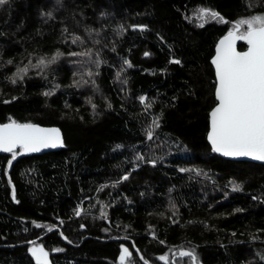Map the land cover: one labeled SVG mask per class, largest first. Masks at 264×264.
<instances>
[{
    "label": "trees",
    "instance_id": "obj_1",
    "mask_svg": "<svg viewBox=\"0 0 264 264\" xmlns=\"http://www.w3.org/2000/svg\"><path fill=\"white\" fill-rule=\"evenodd\" d=\"M203 8L223 20L200 22ZM262 12L264 0L0 5V123L58 125L65 139L10 173L12 154L0 153V264H37L29 249L40 245L50 264H121L122 246L127 264H144L135 246L147 264H194L185 251L198 264H264V165L222 158L207 141L215 46L229 21ZM89 47L100 63L78 67L93 69L87 78L69 53ZM57 50L55 63L31 66Z\"/></svg>",
    "mask_w": 264,
    "mask_h": 264
},
{
    "label": "snow or ice",
    "instance_id": "obj_2",
    "mask_svg": "<svg viewBox=\"0 0 264 264\" xmlns=\"http://www.w3.org/2000/svg\"><path fill=\"white\" fill-rule=\"evenodd\" d=\"M57 2L59 3L60 0ZM5 3L6 0H0V5ZM45 15L51 16V13H45ZM197 18L202 22L208 18L223 20L218 12L207 8L200 9ZM228 23L232 24V29L220 39L215 47V55L211 59V64L215 68L214 95L217 102L210 113L211 130L207 134V139L214 152L229 157H251L264 161V14ZM140 27L143 29L147 26ZM78 40L80 37H74L72 43L75 44ZM238 40L247 42L246 52L236 50ZM62 55L63 53L57 50L56 54L49 59L40 57L35 65H31V60H29V65L34 68L47 67L55 63ZM69 55L90 56L91 53L73 52ZM144 55L148 56L149 53L146 52ZM172 62L181 63L180 60ZM7 63L11 64L12 61L9 60ZM96 63L100 62L97 60ZM125 64L131 66L130 61H125ZM27 72V65L18 68L16 77L22 80ZM12 83H16L15 78L12 79ZM44 95L47 96L49 93H44ZM146 99L144 96L140 97L142 102ZM8 102L5 101V103ZM92 106L96 107L94 104ZM108 107L110 108L111 104ZM147 107L150 105H146ZM153 127H158L155 118ZM147 137L149 140L153 137L151 128L147 130ZM62 144L60 130L57 128H42L36 124L19 123L15 120L0 124V151L11 153L13 160L20 152H37L42 148L57 147ZM18 148L20 152L17 151ZM8 163L11 166L12 161ZM151 163L155 165L156 161L152 160ZM180 171H187V169H180ZM121 179L128 180L129 175H124ZM233 190H241V185L233 183ZM13 198L15 199L14 189ZM81 211L80 208L76 209L75 215H81ZM64 238L67 239V237ZM30 243L34 244V242ZM54 251H60V249H54ZM29 252L36 259L37 264H50L49 252L42 245L30 248ZM180 254L191 257L194 264H198L194 252L185 251ZM130 255L129 249L122 246L121 264H124L125 258ZM160 259L165 260L166 257L162 256Z\"/></svg>",
    "mask_w": 264,
    "mask_h": 264
},
{
    "label": "water",
    "instance_id": "obj_3",
    "mask_svg": "<svg viewBox=\"0 0 264 264\" xmlns=\"http://www.w3.org/2000/svg\"><path fill=\"white\" fill-rule=\"evenodd\" d=\"M225 36H226V35H225ZM223 37H224V36H223ZM223 37H222V38H223ZM222 38H221V39H222ZM219 41H220V39L218 40L217 44L219 43ZM238 42H239V40L236 42V50H237L238 52H246V51L248 50L247 42L244 41V43L246 44V48L243 49V50H240V49L238 48ZM217 44H216V45H217ZM215 47H216V46H215ZM214 55H215V53H214ZM214 55H213V56H214ZM211 59H212V58H211ZM212 66H213V68H214V65H212ZM214 73H215V68H214ZM215 78H216V77H215ZM216 102H217V101H216ZM215 105H216V104H215ZM215 105H214V107H215ZM214 107H213V108H214ZM211 110H212V109H211ZM211 110H210V112H209V130H208V132L211 130V117H210ZM6 123H9V122H6ZM0 124H5V123H0ZM32 124L39 125V126L42 127V128H57V129H59V130H60L61 138H62V140H63V144H62V146L42 148L40 151H37V152H28V153L20 152V150H19V148H18L17 151L20 152V154L17 155V157H16L14 160H13V159L11 160V161H12V164H11V166L8 167V173L11 172L13 165L15 164V162H16L19 158L27 157V156H33V155H42V154H45V153H48V152L59 151V150H61V149H63V148L65 147V139H64V135H63V132H62L61 128H60L58 125H42V124L35 123V122H32ZM207 134H208V133H207ZM207 141H208V139H207ZM208 143H209V145L211 146V143H210L209 141H208ZM0 153L3 154V153H8V152L0 151ZM215 153H216L217 155L221 156L222 158H225V159H228V160H233V161H247V162H254V163H258V164H262V165H264V161H259V160L253 159V158H251V157H229V156H225V155H223L222 153H218V152H215ZM14 190H15V189H14ZM63 237H65V236H63ZM64 239H65V238H64ZM65 240H67V239H65ZM121 240H123V239H121ZM135 250H136V252L139 254V256H140L141 260L144 262V264H147V263L144 261V259H143L142 255H141V253L139 252V250H138V248H137L136 246H135ZM124 264H127V263H124Z\"/></svg>",
    "mask_w": 264,
    "mask_h": 264
},
{
    "label": "rangeland",
    "instance_id": "obj_4",
    "mask_svg": "<svg viewBox=\"0 0 264 264\" xmlns=\"http://www.w3.org/2000/svg\"><path fill=\"white\" fill-rule=\"evenodd\" d=\"M199 12V11H198ZM260 14H264L263 12L262 13H256V14H253L252 16H255V15H260ZM249 17H251V16H249ZM245 18H247V17H245ZM209 19H212V18H208L207 20H209ZM199 20V19H198ZM200 22H201V20H199ZM206 21V20H205ZM232 29V28H231ZM239 41H244V40H239ZM80 42H86L84 39H81V41ZM81 44H85V43H81ZM97 49L96 48H93V47H89V48H87V49H84V50H82L81 52H78V53H82V52H90L91 53V55L90 56H79V55H77V57H73V56H71L70 57V59L69 60H72V64H74L77 68H76V74L77 75H79V76H81V75H83V76H87V78H90L91 76H92V74H93V69L92 68H88V67H84L85 68V70H83V72L82 73H80V68L82 67V66H85V64L86 63H88V62H90V63H92V62H95V61H97L98 59H100L99 58V56H100V54L96 51ZM98 54V55H97ZM78 67H80V68H78ZM45 67H43V69H44ZM83 68V69H84ZM42 69V70H43ZM89 73H91V75H89ZM79 76H77V81L79 80ZM80 80L81 81H85L86 82V80H82L81 78H80ZM148 148L149 147H147V150H148ZM145 150V149H144ZM150 153H151V156L153 157V156H155V153H153V151H151V150H148ZM137 157H142L144 160H145V153L143 152L142 154H140V155H137L136 156V158ZM138 160V159H137ZM129 258V256H127L126 258H125V260L126 259H128ZM261 260L264 262V255L263 256H261Z\"/></svg>",
    "mask_w": 264,
    "mask_h": 264
}]
</instances>
